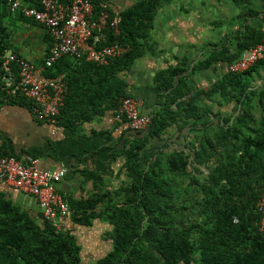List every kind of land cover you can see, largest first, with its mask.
<instances>
[{"label":"trees","instance_id":"16d2710c","mask_svg":"<svg viewBox=\"0 0 264 264\" xmlns=\"http://www.w3.org/2000/svg\"><path fill=\"white\" fill-rule=\"evenodd\" d=\"M9 1L0 0V16L10 12ZM172 1L137 0L118 12V34L103 29L105 38L98 46L118 42L127 51L107 64L63 56L45 68V77L59 78L68 87L59 122L74 127L116 110L120 98L129 95L122 73L152 48L147 40L157 12ZM229 1L237 13L217 41L208 42L195 62L179 59L155 73L159 110L147 129L125 135L126 130L119 137L121 145L113 153L114 158L124 156L118 183L109 187L92 173L98 181L94 192L67 200L73 224L91 226L99 220L110 226L105 236L111 249L93 264H264L256 209L264 189V84L256 85L253 75L264 68V59L243 72L224 73L205 90L188 81L190 75L230 63L264 43V26L253 23L261 13L258 1ZM91 2L94 16L108 11L105 0ZM20 3L38 6L39 0ZM0 30L3 41L1 24ZM259 77L263 79L261 71ZM200 93L212 98L215 107L232 103L230 112L197 103ZM172 124L188 128L183 145L161 143ZM154 138L160 146L145 157ZM80 252L72 228H56L40 210L33 215L0 192V264H84Z\"/></svg>","mask_w":264,"mask_h":264},{"label":"crops","instance_id":"0c3cea01","mask_svg":"<svg viewBox=\"0 0 264 264\" xmlns=\"http://www.w3.org/2000/svg\"><path fill=\"white\" fill-rule=\"evenodd\" d=\"M136 1L105 0V6L108 11L117 14ZM261 2L264 7V0ZM193 3L192 0H174L163 5L157 12L147 40L152 44V48L135 59L129 69L122 73V77L127 82L126 92L137 99L141 113L152 115L154 111L159 110L157 100L160 90L154 81L155 73L175 65L179 59L186 58L189 64L195 62L208 48V42L213 41V34L209 35L210 31L213 32V28L207 26L208 18L199 17L197 6ZM258 8L261 7L258 5ZM234 13H237L236 9ZM198 18L205 27L195 23ZM209 20L212 21V16ZM253 23L264 26V10L261 11L259 19L254 20ZM0 24L4 31L3 49L17 53L35 64L43 62L51 42L44 26L15 11L0 16ZM223 29L228 28L223 27ZM203 45L205 48H201ZM257 71L259 73L261 71L263 79L259 77ZM257 71L253 72L254 83L264 84V68H257ZM226 72L225 64L216 63L190 75L188 81L196 90H205ZM37 74L44 76L43 71ZM196 102L212 109L219 108L226 114L230 112L232 106V103H226L215 107L214 100L212 101V98L209 100L203 93L196 98ZM31 108L32 101L23 96L1 104L0 154L19 158L33 155L39 159V168L50 171H55L60 164H64L67 173L56 183V188L68 201L85 199L94 192V186L98 181L89 174L100 176L103 183L109 187L118 183L117 174L124 162V156L113 157V153L121 145L117 129L122 125L115 110L107 111L102 116L91 117L90 120L79 122L74 127H68L58 120L56 123L36 120ZM166 131L168 132L162 136L166 138L162 139L161 143L171 141L176 146L183 145L188 128L184 127L180 130L177 125L172 124ZM178 131L186 132L180 134ZM132 133L129 130L125 135ZM159 146L160 141L157 138L152 139L144 150V156L146 157ZM0 192H3L15 205L28 210L33 215L40 210L32 195L1 179ZM105 224L94 220L91 226L76 225L71 222L69 215L64 219L62 227L72 228L75 232L82 227L102 225L107 231L110 226ZM110 245L109 240V248ZM96 259L98 258H95L91 264Z\"/></svg>","mask_w":264,"mask_h":264},{"label":"built area","instance_id":"2783aa9c","mask_svg":"<svg viewBox=\"0 0 264 264\" xmlns=\"http://www.w3.org/2000/svg\"><path fill=\"white\" fill-rule=\"evenodd\" d=\"M9 5L10 11L19 10L24 17L44 26L51 43L43 62L35 64L2 49L0 30V106L4 101L23 96L32 101V114L36 120L56 123L68 87L59 78L39 76L37 72L44 71L63 56L104 65L123 55L127 46L121 43L98 46L105 38L103 29L109 28L118 34L121 18L118 14L111 16L107 10L94 16L91 0H39L38 6L21 5L20 0H13ZM261 59H264V43H257L225 64L226 71L243 72ZM115 112L122 122L117 129L119 136L126 130L144 131L152 121L151 114L139 112L137 99L130 95L120 98ZM38 163L39 159L32 155L23 158L0 155V179L32 195L43 218L54 227L62 228L71 208L57 190L56 183L66 175L67 167L60 164L57 170L50 171L39 168ZM256 209L260 214L259 229L264 234V189L256 202Z\"/></svg>","mask_w":264,"mask_h":264},{"label":"rangeland","instance_id":"374dc122","mask_svg":"<svg viewBox=\"0 0 264 264\" xmlns=\"http://www.w3.org/2000/svg\"><path fill=\"white\" fill-rule=\"evenodd\" d=\"M176 1H185V0H176ZM192 1H194L193 4L197 6L199 17L201 18L207 17L208 18L206 20L207 26H212L213 28V32L211 31L209 32V35L213 34L212 42L217 41L222 36L223 32L227 30V29L226 30L223 29V27L227 28V25H229L227 24V21L230 19L232 15L235 14L233 5L229 0H192ZM257 1H258L257 4L261 7L259 9L263 11L264 10L263 3L261 2V0L260 1L257 0ZM182 5L184 4L182 3ZM210 16H212V21L209 20ZM224 20L226 21V23H224ZM195 23L197 25H201V24L203 25V22L201 21L200 18H198V21H196ZM203 27L205 26L203 25ZM105 231L106 229H104V226L96 225L90 228L82 227L78 231L74 232L77 235L78 241L81 245L82 263L91 264L95 258L102 257L111 249V245L109 248V239L105 236Z\"/></svg>","mask_w":264,"mask_h":264}]
</instances>
